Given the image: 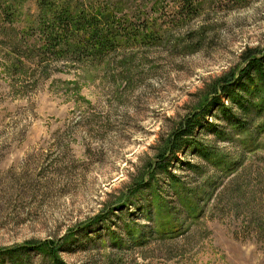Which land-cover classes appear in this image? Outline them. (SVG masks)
I'll use <instances>...</instances> for the list:
<instances>
[{
	"label": "rangeland",
	"instance_id": "obj_1",
	"mask_svg": "<svg viewBox=\"0 0 264 264\" xmlns=\"http://www.w3.org/2000/svg\"><path fill=\"white\" fill-rule=\"evenodd\" d=\"M3 1L0 264H53L47 245L66 264H264V104L244 115L220 97L239 131L217 106L200 116L264 53V0H58L123 30L81 62L34 48L39 0ZM194 112L202 127L162 171Z\"/></svg>",
	"mask_w": 264,
	"mask_h": 264
},
{
	"label": "trees",
	"instance_id": "obj_2",
	"mask_svg": "<svg viewBox=\"0 0 264 264\" xmlns=\"http://www.w3.org/2000/svg\"><path fill=\"white\" fill-rule=\"evenodd\" d=\"M58 0H39L38 22L28 27V30L36 38L37 47L43 55L50 54L54 59H70L81 62L86 59L98 60L113 52L118 46V38L123 36L120 23L111 20L109 15L97 11L86 13L70 9L68 6L58 8ZM12 4L9 1L0 0V25L11 23L14 16ZM244 67L238 74L231 73L223 76L212 86L211 98L208 108L200 113L194 112L187 116L183 124H180L167 141L166 147L158 153L155 166L166 171L169 164V156L175 157L183 146H190L189 139L196 127H202L199 121L207 116L212 106L221 109L229 123L236 130H243L247 121L238 118L231 108L220 102V97L227 96L229 103L234 105L238 112L246 115L250 112L261 113L264 104V53L262 56L251 55L244 58ZM244 93V97L241 95ZM258 99L262 103L255 102ZM213 126V124H207ZM206 157L205 154H203ZM207 159V157H206ZM171 180L174 176L169 175ZM174 181V180H173ZM50 244V242H48ZM42 252L44 247L34 245ZM46 254L53 264H66L56 255V250L47 245Z\"/></svg>",
	"mask_w": 264,
	"mask_h": 264
}]
</instances>
